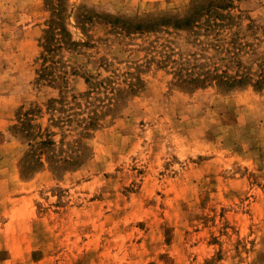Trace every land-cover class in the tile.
I'll return each mask as SVG.
<instances>
[{
  "label": "rangeland",
  "instance_id": "1",
  "mask_svg": "<svg viewBox=\"0 0 264 264\" xmlns=\"http://www.w3.org/2000/svg\"><path fill=\"white\" fill-rule=\"evenodd\" d=\"M0 264H264V0H0Z\"/></svg>",
  "mask_w": 264,
  "mask_h": 264
},
{
  "label": "trees",
  "instance_id": "2",
  "mask_svg": "<svg viewBox=\"0 0 264 264\" xmlns=\"http://www.w3.org/2000/svg\"><path fill=\"white\" fill-rule=\"evenodd\" d=\"M53 25H54V23L51 21V23H50V26H49V29L47 30V31H49V32H53V30H52V28H53ZM58 41H59V39H57ZM50 37H48V36H46L45 37V40H44V43H43V46L47 49V50H49V48H50ZM214 78L216 77V78H219L220 77V79L221 80H225V81H230V79L232 78V77H228V78H226V79H224V74H220V73H214ZM197 78H199V77H195V78H193V80H196ZM246 76H234L233 78H232V80L230 81V82H237V83H239V82H242V83H244L245 82V80H246ZM241 83V84H242Z\"/></svg>",
  "mask_w": 264,
  "mask_h": 264
}]
</instances>
